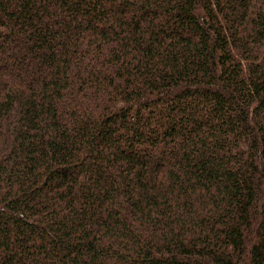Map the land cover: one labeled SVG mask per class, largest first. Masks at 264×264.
Segmentation results:
<instances>
[{
  "label": "trees",
  "instance_id": "1",
  "mask_svg": "<svg viewBox=\"0 0 264 264\" xmlns=\"http://www.w3.org/2000/svg\"><path fill=\"white\" fill-rule=\"evenodd\" d=\"M0 264H264V0H0Z\"/></svg>",
  "mask_w": 264,
  "mask_h": 264
}]
</instances>
